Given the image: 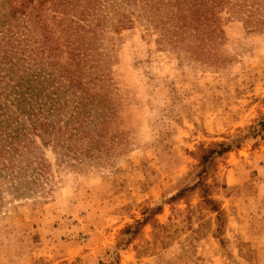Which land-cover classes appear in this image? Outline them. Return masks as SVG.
<instances>
[{
    "label": "rangeland",
    "instance_id": "obj_1",
    "mask_svg": "<svg viewBox=\"0 0 264 264\" xmlns=\"http://www.w3.org/2000/svg\"><path fill=\"white\" fill-rule=\"evenodd\" d=\"M20 4L0 0V103L8 106L28 73L51 68L33 65L27 47L9 38ZM47 7L40 12L54 45ZM222 28L217 65L159 48L136 19L104 33L122 135L109 160L81 170L32 138L48 185L15 199L1 194L0 264H264V131L250 136L264 119V30L235 19ZM235 141L204 176L219 222L199 189L167 202L197 180L206 150ZM144 219L128 242L122 232Z\"/></svg>",
    "mask_w": 264,
    "mask_h": 264
},
{
    "label": "trees",
    "instance_id": "obj_2",
    "mask_svg": "<svg viewBox=\"0 0 264 264\" xmlns=\"http://www.w3.org/2000/svg\"><path fill=\"white\" fill-rule=\"evenodd\" d=\"M20 2L12 10L16 26L9 38L27 47L26 58L33 65L40 62L51 68L48 73L42 70L43 75L28 73L24 86L14 87L16 104L10 106L15 110L0 103V202L2 193H10L15 199L48 185V162L43 153L36 152L38 146L32 138L38 139L41 147H51L59 163L70 169L81 170L109 160L123 131L111 97L112 58L103 47L108 29L118 34L132 28L136 19L148 33L156 35L159 48L177 56L185 53L193 61L209 65L220 62L217 49L224 39L225 20H239L253 32L264 30V0ZM45 4V10L53 13L50 20L56 34L54 45L47 15L40 12ZM257 127L251 132L253 138L264 131V119ZM239 143L218 144L206 150L200 158L197 180L178 190L167 202L183 200L188 192L199 189L219 222L222 211L209 198L204 176L213 157L230 152ZM152 212L158 214L160 208ZM145 223L146 219L137 222L122 234H131L129 242Z\"/></svg>",
    "mask_w": 264,
    "mask_h": 264
}]
</instances>
